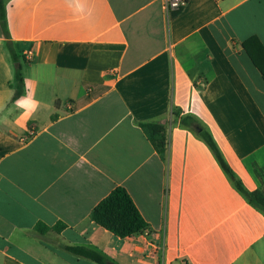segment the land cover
Masks as SVG:
<instances>
[{
    "label": "crops",
    "instance_id": "1",
    "mask_svg": "<svg viewBox=\"0 0 264 264\" xmlns=\"http://www.w3.org/2000/svg\"><path fill=\"white\" fill-rule=\"evenodd\" d=\"M6 21L0 264H98L69 247L107 264H264V213L180 124L197 117L244 187L264 194V77L243 47L264 46V0H189L177 16L160 0H6ZM12 50L19 97L40 101L27 121ZM144 123L164 126V152ZM117 187L144 232L122 239L92 220Z\"/></svg>",
    "mask_w": 264,
    "mask_h": 264
},
{
    "label": "trees",
    "instance_id": "2",
    "mask_svg": "<svg viewBox=\"0 0 264 264\" xmlns=\"http://www.w3.org/2000/svg\"><path fill=\"white\" fill-rule=\"evenodd\" d=\"M180 12L181 11L173 13V15L177 16ZM0 24L7 35L6 0H0ZM243 47L254 65L260 70L264 77V46L262 43L257 37H252L244 42ZM12 54L13 60L16 63V91L14 96L17 98L23 94L25 85L22 66L19 64L18 57L13 50ZM176 112L177 111L174 110V115L179 117ZM180 124L182 127L194 132L210 147L224 172L227 174L236 189L248 200L250 204L264 213V194L261 191L250 192L244 187L242 181L234 173L224 158L214 136L204 127L203 123L197 117L187 115L181 117ZM141 126L156 149L160 152H164L166 144L164 126L157 123H144L141 124ZM200 128H202V131H199ZM91 218L99 226L122 239L142 233L148 228L147 222L140 214L127 190L123 187H117L105 199H103L93 210ZM38 229L41 232H44L49 228L46 226H40ZM59 229L60 227L56 228V230ZM68 250L98 264H107L106 259L93 250L86 249L84 247H69Z\"/></svg>",
    "mask_w": 264,
    "mask_h": 264
},
{
    "label": "clouds",
    "instance_id": "3",
    "mask_svg": "<svg viewBox=\"0 0 264 264\" xmlns=\"http://www.w3.org/2000/svg\"><path fill=\"white\" fill-rule=\"evenodd\" d=\"M15 105L17 108L23 110L22 114L20 116V120L27 121V119L31 118V116L39 108L40 101H38L34 98V94H28V95L19 97L16 100ZM0 110H2V108H0ZM3 119L6 121L7 117L5 116ZM20 120H17V123H19Z\"/></svg>",
    "mask_w": 264,
    "mask_h": 264
},
{
    "label": "built area",
    "instance_id": "4",
    "mask_svg": "<svg viewBox=\"0 0 264 264\" xmlns=\"http://www.w3.org/2000/svg\"><path fill=\"white\" fill-rule=\"evenodd\" d=\"M162 9L167 15H172L173 13L181 11L188 3L189 0H160ZM32 52L28 53L30 57Z\"/></svg>",
    "mask_w": 264,
    "mask_h": 264
},
{
    "label": "water",
    "instance_id": "5",
    "mask_svg": "<svg viewBox=\"0 0 264 264\" xmlns=\"http://www.w3.org/2000/svg\"><path fill=\"white\" fill-rule=\"evenodd\" d=\"M199 131H202V128H200Z\"/></svg>",
    "mask_w": 264,
    "mask_h": 264
}]
</instances>
